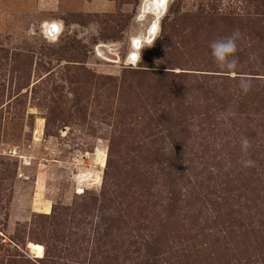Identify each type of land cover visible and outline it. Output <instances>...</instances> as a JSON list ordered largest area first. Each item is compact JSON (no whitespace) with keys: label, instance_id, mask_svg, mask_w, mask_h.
<instances>
[{"label":"rangeland","instance_id":"374dc122","mask_svg":"<svg viewBox=\"0 0 264 264\" xmlns=\"http://www.w3.org/2000/svg\"><path fill=\"white\" fill-rule=\"evenodd\" d=\"M138 2L0 0V264H264V0Z\"/></svg>","mask_w":264,"mask_h":264},{"label":"clouds","instance_id":"9594fccd","mask_svg":"<svg viewBox=\"0 0 264 264\" xmlns=\"http://www.w3.org/2000/svg\"><path fill=\"white\" fill-rule=\"evenodd\" d=\"M167 7L168 0L166 3L163 0H139L135 9L134 21L127 30L126 58L130 63L138 65L142 59V51L153 46L159 33V25L156 21L166 13ZM241 36L239 30H234L229 36L210 43L211 56L222 71L231 73L237 70L239 64L236 55L238 51L237 41L241 39ZM239 88L242 93L247 94L251 90L252 84L248 79L241 78ZM250 147V139L243 137L241 139L242 158L240 164L244 168L255 166V161L249 158Z\"/></svg>","mask_w":264,"mask_h":264},{"label":"bare ground","instance_id":"6f19581e","mask_svg":"<svg viewBox=\"0 0 264 264\" xmlns=\"http://www.w3.org/2000/svg\"><path fill=\"white\" fill-rule=\"evenodd\" d=\"M168 3H169V0H168ZM161 18V17H160ZM160 18H158V20L156 21V23L159 24V20ZM52 30H54L55 34L57 33L56 31H58V28L55 27V26H52L51 27ZM93 174V173H92ZM89 175V174H88ZM87 175V177H88ZM86 179V176H84V174H79L78 177L76 178V181L81 183L83 182L82 180ZM98 180L99 177H98ZM87 181V180H86ZM84 184V183H83ZM29 250L30 252L34 255V256H37V257H40L42 254H43V249L40 245H37V244H33V243H30L29 244Z\"/></svg>","mask_w":264,"mask_h":264},{"label":"snow or ice","instance_id":"6c2138e0","mask_svg":"<svg viewBox=\"0 0 264 264\" xmlns=\"http://www.w3.org/2000/svg\"><path fill=\"white\" fill-rule=\"evenodd\" d=\"M163 2H164V3H166V2H167V0H163Z\"/></svg>","mask_w":264,"mask_h":264},{"label":"trees","instance_id":"16d2710c","mask_svg":"<svg viewBox=\"0 0 264 264\" xmlns=\"http://www.w3.org/2000/svg\"><path fill=\"white\" fill-rule=\"evenodd\" d=\"M238 79H239V78H238ZM246 104H247V103H246ZM246 104H245V105H246ZM43 254H44V253H43Z\"/></svg>","mask_w":264,"mask_h":264}]
</instances>
